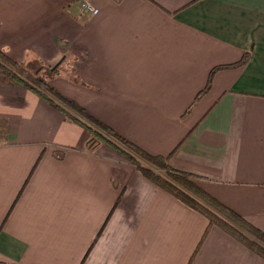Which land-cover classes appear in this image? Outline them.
<instances>
[{"label": "crops", "instance_id": "crops-1", "mask_svg": "<svg viewBox=\"0 0 264 264\" xmlns=\"http://www.w3.org/2000/svg\"><path fill=\"white\" fill-rule=\"evenodd\" d=\"M91 1L0 0V49L264 232V0ZM90 138L0 80V264H187L207 218ZM189 264L264 259L213 225Z\"/></svg>", "mask_w": 264, "mask_h": 264}, {"label": "trees", "instance_id": "trees-1", "mask_svg": "<svg viewBox=\"0 0 264 264\" xmlns=\"http://www.w3.org/2000/svg\"><path fill=\"white\" fill-rule=\"evenodd\" d=\"M247 58L248 55L244 54L237 63L219 65L211 69L205 88L197 94L187 110L191 108L199 94H202L209 88L212 75L217 69L244 64ZM32 70L33 68L30 71ZM37 72L38 71L35 70L32 72L33 74H31L27 68L23 66V63L13 60L0 49V80H15L30 88L38 96L57 107L66 118L84 126L91 134L90 144L102 141L113 145L124 154L145 177L174 195L184 204L199 211L207 218L208 225L187 264L190 263L198 246L206 236L207 231L213 225L220 227L264 259V232L200 187L196 175L174 168L169 163L170 155L162 156L150 154L135 143L122 137L110 126L94 118L73 99L56 91L44 78L39 77ZM25 73L28 77L25 76ZM140 160L145 162L146 165H142Z\"/></svg>", "mask_w": 264, "mask_h": 264}, {"label": "rangeland", "instance_id": "rangeland-1", "mask_svg": "<svg viewBox=\"0 0 264 264\" xmlns=\"http://www.w3.org/2000/svg\"><path fill=\"white\" fill-rule=\"evenodd\" d=\"M64 63L66 64V62H61L60 64L59 63H56V64H53L52 65V67L51 68H55V67H57L55 70H51L49 67L51 66H49V65H44L43 63H41V62H35L34 63V65H33V70L32 71H30L31 69L30 68H28V66H27V64H25V67L27 68V70L31 73V74H33L32 72L33 71H35V70H37L38 72H37V75L39 76V77H42V78H44L47 82H48V79H51V78H53V77H55V75L57 74V71H59V70H61L60 68H62V67H64ZM57 64H59L60 65V68H59V65H57ZM25 76L26 77H28L27 75H26V73H25ZM34 76V75H33ZM70 80H72V79H70ZM48 84L49 85H51L52 86V84H50L49 82H48ZM53 87V86H52ZM54 88V87H53ZM55 89V88H54ZM56 91H58L57 89H55ZM60 94H62L60 91H58ZM63 95V94H62ZM65 96V95H64ZM86 110V109H85ZM87 111V110H86ZM88 112V111H87ZM89 114H91L90 112H88ZM92 115V114H91ZM94 118H96L94 115H92ZM96 119H98V118H96ZM99 120V119H98ZM129 160V159H128ZM140 163L142 164V165H146V163L145 162H143L142 160H140Z\"/></svg>", "mask_w": 264, "mask_h": 264}, {"label": "built area", "instance_id": "built-area-1", "mask_svg": "<svg viewBox=\"0 0 264 264\" xmlns=\"http://www.w3.org/2000/svg\"><path fill=\"white\" fill-rule=\"evenodd\" d=\"M78 3L84 11L90 14H96L98 9L94 6L91 0H78Z\"/></svg>", "mask_w": 264, "mask_h": 264}]
</instances>
